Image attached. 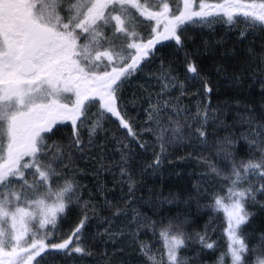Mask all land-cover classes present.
Instances as JSON below:
<instances>
[{
	"label": "snow or ice",
	"instance_id": "1",
	"mask_svg": "<svg viewBox=\"0 0 264 264\" xmlns=\"http://www.w3.org/2000/svg\"><path fill=\"white\" fill-rule=\"evenodd\" d=\"M215 26L235 31L231 46L188 50ZM217 47L213 83L195 57ZM177 160L200 178L149 186L181 177L166 168ZM201 214L222 218L223 247ZM208 253L264 264V0H0V264Z\"/></svg>",
	"mask_w": 264,
	"mask_h": 264
},
{
	"label": "trees",
	"instance_id": "2",
	"mask_svg": "<svg viewBox=\"0 0 264 264\" xmlns=\"http://www.w3.org/2000/svg\"><path fill=\"white\" fill-rule=\"evenodd\" d=\"M215 27H216V30L214 32L208 29L203 30V32H201L200 30H196L194 33V36H195L194 41L190 39L188 42V45H187L188 50L190 52H194L196 48L202 49V41L204 40H208L214 43L215 40L217 39H226L227 45L231 46V44L236 39L235 31L228 32L224 26H215ZM164 43H170V42H164ZM157 47H159V45H157ZM221 51L222 49L220 47H217L215 55H200V56L195 57L197 62L202 67V70L205 73L210 74V76L213 78V83L215 82V72L213 70V65L215 61L220 59ZM171 52H172V49H165L166 59L171 58L170 56ZM174 63L176 66L174 71H177V73L180 76H183V73H184V53L183 52H179L175 54ZM158 66L159 65L157 63L153 67L155 68ZM191 91H195V88H192ZM195 100H196V97L191 96V97H187L185 99V102L189 103L191 106L194 107ZM215 102L216 101L214 100L213 103ZM177 165H179V168L181 170V177H177L175 175L169 176L166 174L164 179L161 180L159 176H154V177L149 176L147 177L149 186L155 185L157 188H159L161 184L165 185L164 192L166 195L169 189H172L173 191H175L183 187L185 184H188L189 182L195 183L200 178V173L202 169H200L197 166L196 161L181 162L177 160L176 163L173 165H166V168L170 169V168L176 167ZM75 223H76L75 216L74 215L69 216L68 219L63 224V233L64 234L69 233L70 229L74 227ZM206 223H209V228H210L209 236L211 237V239L215 240L221 245V247H223L225 244V237L222 234L223 233L222 218H214L213 220L209 221V217L207 215L201 214L198 217V223L196 224V227L198 229H203ZM90 231L94 233L95 227H93ZM96 247L102 248L103 246L100 244H97ZM93 251L95 252L96 249H93ZM202 258L205 261L209 262L210 264V262L214 259V256L211 253H208V254H205ZM94 259L95 257L85 258L84 260L79 261L78 264H93Z\"/></svg>",
	"mask_w": 264,
	"mask_h": 264
}]
</instances>
